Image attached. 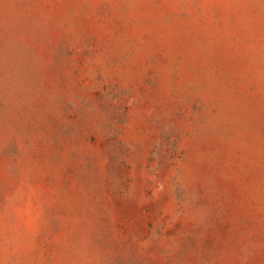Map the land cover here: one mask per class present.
Here are the masks:
<instances>
[{
	"label": "rangeland",
	"instance_id": "374dc122",
	"mask_svg": "<svg viewBox=\"0 0 264 264\" xmlns=\"http://www.w3.org/2000/svg\"><path fill=\"white\" fill-rule=\"evenodd\" d=\"M0 264H264V0H0Z\"/></svg>",
	"mask_w": 264,
	"mask_h": 264
}]
</instances>
